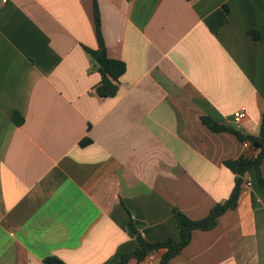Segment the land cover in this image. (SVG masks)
I'll list each match as a JSON object with an SVG mask.
<instances>
[{"label": "crops", "instance_id": "crops-1", "mask_svg": "<svg viewBox=\"0 0 264 264\" xmlns=\"http://www.w3.org/2000/svg\"><path fill=\"white\" fill-rule=\"evenodd\" d=\"M96 1L126 65L112 98L95 92L92 0H0V264H110L138 246L130 222L179 240L174 209L204 218L233 189L225 161L254 153L201 117L259 133L264 0ZM246 182L169 264H264V191L254 171Z\"/></svg>", "mask_w": 264, "mask_h": 264}, {"label": "trees", "instance_id": "trees-1", "mask_svg": "<svg viewBox=\"0 0 264 264\" xmlns=\"http://www.w3.org/2000/svg\"><path fill=\"white\" fill-rule=\"evenodd\" d=\"M92 6L98 48L96 50H88V52L100 75V81L95 88V92L99 97L112 98L118 93L119 81L126 71V65L123 61L108 57L101 34L100 14L96 0H92ZM227 13V7L223 6L220 10L206 18L205 22L211 32H217L225 23ZM21 122L22 120L17 123L20 124ZM201 122L215 133H229L236 137L240 143H248L254 151L251 155L243 154L237 159L225 161V166L230 169L235 176L234 186L229 197L224 202L214 205L204 218L198 220H192L178 209H174L173 214L180 232L179 240L170 238L164 242H150L136 232L133 223L130 222L132 230L136 233L138 246L133 251L123 253L117 260L111 261L110 264H128L132 259H134L137 264H143L149 255L154 254L160 249H164L165 252L159 258L157 264H169L170 261L188 245L194 230L209 231L215 228L220 216L236 206L238 198L244 189L246 176L252 171L255 172L257 181L264 191V180L261 175V163L264 158V114L257 135L247 134L232 125L218 123L206 116L201 117ZM45 262L48 264H65L57 257H48L45 259Z\"/></svg>", "mask_w": 264, "mask_h": 264}, {"label": "built area", "instance_id": "built-area-1", "mask_svg": "<svg viewBox=\"0 0 264 264\" xmlns=\"http://www.w3.org/2000/svg\"><path fill=\"white\" fill-rule=\"evenodd\" d=\"M244 116H245V110H244V109H240V110H238L237 112L234 113V120H235V121H238L239 119H241V118L244 117ZM244 146L249 147V144H248V143H244ZM245 186L248 187V186H249V183L246 182V183H245ZM147 259H148V260L145 261L143 264H153V263H152V254L149 255V256L147 257Z\"/></svg>", "mask_w": 264, "mask_h": 264}]
</instances>
